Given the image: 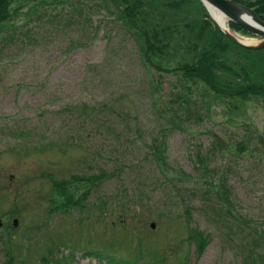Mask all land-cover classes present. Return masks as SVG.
<instances>
[{
	"label": "rangeland",
	"instance_id": "obj_1",
	"mask_svg": "<svg viewBox=\"0 0 264 264\" xmlns=\"http://www.w3.org/2000/svg\"><path fill=\"white\" fill-rule=\"evenodd\" d=\"M139 1L135 27L118 0H15L0 24V264H264V97L230 91L264 90V49L219 41L197 1ZM144 29L164 43L150 61ZM218 42L223 92L179 69ZM73 176H101L87 204L54 183Z\"/></svg>",
	"mask_w": 264,
	"mask_h": 264
},
{
	"label": "trees",
	"instance_id": "obj_2",
	"mask_svg": "<svg viewBox=\"0 0 264 264\" xmlns=\"http://www.w3.org/2000/svg\"><path fill=\"white\" fill-rule=\"evenodd\" d=\"M14 1L15 0H0V24L11 19L12 4L14 3ZM118 1L124 4V7L122 9L120 8V12H121L120 14L124 16L127 22L131 24L132 26L135 27L136 21L139 18H142V20L145 19L144 12L140 10V8H142L143 6V3L141 1L139 0H133V1L132 0H118ZM194 1H197V3L203 8V11H204L205 16L202 18L201 25L203 27L208 26V28H206L208 32H213L212 34L214 36H219L220 37L219 41L223 39L226 42L231 43L229 40L226 39L225 36H223L218 30H216L211 25L210 21L207 19L208 16L205 11V8L201 4L200 0H194ZM244 5L252 8L259 15V17L264 20V0H245ZM232 26L236 30H242L239 26L235 24H232ZM200 31L204 32L206 30H200ZM141 33H142L141 37L143 38V41H144V48H143V50L145 51L144 56L147 61L151 60L152 53L154 54H158V52L163 53L161 46L164 43L162 39L158 37L160 36V34H158L157 32L150 33L145 29ZM171 35H174V34H170V36ZM218 47L222 50V48L220 47V42H218L216 45H214L210 49H203V51L197 54V56L190 63H188L186 66L184 65L183 67H180L179 69L183 71V74L187 79L203 80L207 82L211 86V88L215 91H220V92H223V90L229 91L230 89L228 88V86L226 89H224V87L226 86L219 87L215 83L218 75L215 73L214 68L219 67L221 68V70H228L224 64L218 62L217 60V57L214 52L218 50ZM233 47H238V46L233 44ZM244 78L246 79V76H242V79ZM232 90L234 91L233 93H235L233 95L239 96L242 99H247V95L249 93H252L253 95L262 94V96L264 97V90L261 86H251L249 84H246L245 88H241L238 86V88L231 89L230 91ZM186 102L188 103V100H186ZM188 107H189L190 116L194 117V112L191 110V106H188ZM260 142L264 148V143L262 141ZM217 143L221 148L224 147L222 142L217 141ZM162 145H163L162 142H159V141H155L151 143L149 146V150H148L149 153L161 156L160 153L163 152ZM198 158H199V164L201 166L203 165L202 167L205 168L204 167L205 165L203 163L204 157L199 155ZM100 177L101 176H88V177L87 176H81V177L73 176L71 180H62L61 182L55 181L54 183L58 187L62 186L61 195L65 197L64 199L66 200L65 205L78 206V205H81L83 201H85L87 204V200L89 197L88 191L90 190V188L94 187L97 182L101 181ZM73 182L84 183L86 185V190L81 195L77 196V199H75L76 196L73 195L70 189L69 188L67 189V187H69ZM220 186L223 190L221 191V193L217 191V194L223 195L224 199L228 200L227 195H229V190L227 188V185L225 183H222ZM101 203H103V201H101ZM98 205L99 207H101L100 204ZM82 207L84 206L82 205ZM194 233L197 235L196 237H200V234H199L200 232L194 231ZM191 238L195 239L194 234L191 236ZM198 245H199V250H201L204 247L203 246L204 244L201 242H198ZM252 253L256 255L258 258L259 253L257 252V250L252 249ZM49 254H50V257L42 258L43 264H62V261L64 258H61L59 256H63L64 255L63 253L61 252L60 254L57 253L59 255L58 256V255H55L53 251H49ZM64 257H67V256H64ZM84 257L85 258H95L99 261L100 264L102 263L138 264V261L131 262V261L123 260V259L116 258L108 254H103L101 252L92 251V250L86 251L84 253ZM249 258L254 260L252 255H249ZM13 263H14V258L9 257L3 264H13Z\"/></svg>",
	"mask_w": 264,
	"mask_h": 264
},
{
	"label": "water",
	"instance_id": "obj_3",
	"mask_svg": "<svg viewBox=\"0 0 264 264\" xmlns=\"http://www.w3.org/2000/svg\"><path fill=\"white\" fill-rule=\"evenodd\" d=\"M203 6L205 7L209 18L214 23L215 27L223 34L225 35L230 41L235 43L236 45H239L243 48L252 50V51H259L264 49V21L255 13L254 10L237 4L234 0H200ZM208 5L214 8L215 10L223 13L229 21L234 22L235 24L239 25L243 29L247 30L249 33L256 35L260 38V41L258 43L254 44H245L239 41L237 38L238 36H234L235 34H231L229 32H225L212 18V16L209 13ZM245 16H248L251 18V20L255 23V25L249 23ZM218 140H221L220 138H217ZM222 141V140H221ZM18 225V220H14V226L16 227ZM2 226V222L0 220V228ZM151 227L154 228L155 224L152 223Z\"/></svg>",
	"mask_w": 264,
	"mask_h": 264
},
{
	"label": "bare ground",
	"instance_id": "obj_4",
	"mask_svg": "<svg viewBox=\"0 0 264 264\" xmlns=\"http://www.w3.org/2000/svg\"><path fill=\"white\" fill-rule=\"evenodd\" d=\"M208 10H209V13H210V15L212 16V18L215 20V22H216V23H217V24H218V25H219V26H220L225 32H229V33L233 34V33L229 30V25H228L227 17H226L223 13H221V12L215 10L214 8H212V7L209 6V5H208ZM245 19H246L249 23L255 25V23L251 20L250 17L245 16ZM234 36H237V35H234ZM237 38H238L239 41H241L242 43H245V44H254L253 41H250V40H248V39H246V38H242V37H240V36H238Z\"/></svg>",
	"mask_w": 264,
	"mask_h": 264
},
{
	"label": "flooded vegetation",
	"instance_id": "obj_5",
	"mask_svg": "<svg viewBox=\"0 0 264 264\" xmlns=\"http://www.w3.org/2000/svg\"><path fill=\"white\" fill-rule=\"evenodd\" d=\"M235 2H237L240 5H244L245 0H235ZM245 6V5H244ZM242 29V28H241ZM239 32H242V34L246 35V36H251L249 33H247L245 30H237Z\"/></svg>",
	"mask_w": 264,
	"mask_h": 264
}]
</instances>
